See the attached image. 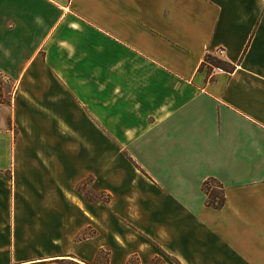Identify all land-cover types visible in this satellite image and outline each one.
I'll return each instance as SVG.
<instances>
[{"label": "crops", "instance_id": "obj_1", "mask_svg": "<svg viewBox=\"0 0 264 264\" xmlns=\"http://www.w3.org/2000/svg\"><path fill=\"white\" fill-rule=\"evenodd\" d=\"M113 238L110 264H264V0H0V264Z\"/></svg>", "mask_w": 264, "mask_h": 264}, {"label": "rangeland", "instance_id": "obj_2", "mask_svg": "<svg viewBox=\"0 0 264 264\" xmlns=\"http://www.w3.org/2000/svg\"><path fill=\"white\" fill-rule=\"evenodd\" d=\"M212 72H213V69H212ZM208 73H209V71H208ZM80 190H81V192L86 194L87 197L95 196L84 185L82 187H80ZM106 200H109L108 196H107ZM123 227L125 229H127L128 233H131L129 228H127L125 226H123ZM113 239H114V241H108L106 243L105 247L103 249H101L100 252L97 253L96 257L94 259H92L89 264H110L111 260H113L112 263H114V260L118 259L117 257H115V255H113V251H112V249L114 248L115 244L120 245L121 247H123V249H127V248L130 249V246L132 245V242H130V241L125 242V241H122L120 238L118 239V241H115V238H113ZM147 262L148 263L150 262L152 264H177L172 259H169V258L165 257L162 253H158V256H154L153 258H151L150 261L148 260ZM138 263H139V260H138V258L136 256H130L127 259V263L126 264H138Z\"/></svg>", "mask_w": 264, "mask_h": 264}, {"label": "trees", "instance_id": "obj_3", "mask_svg": "<svg viewBox=\"0 0 264 264\" xmlns=\"http://www.w3.org/2000/svg\"><path fill=\"white\" fill-rule=\"evenodd\" d=\"M204 62H207L211 68L223 69L221 61L206 55ZM202 191L206 195V204L213 208H220L224 204V190L222 185L215 179H207L202 185Z\"/></svg>", "mask_w": 264, "mask_h": 264}, {"label": "built area", "instance_id": "obj_4", "mask_svg": "<svg viewBox=\"0 0 264 264\" xmlns=\"http://www.w3.org/2000/svg\"><path fill=\"white\" fill-rule=\"evenodd\" d=\"M223 53H224V50L223 49H218L217 51H216V58L217 59H220V57L223 55ZM205 64H208L207 62H205ZM209 65V64H208ZM213 69V72H219V71H221V69H219V68H212Z\"/></svg>", "mask_w": 264, "mask_h": 264}]
</instances>
